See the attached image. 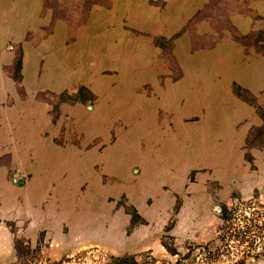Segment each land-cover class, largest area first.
<instances>
[{
  "label": "rangeland",
  "instance_id": "rangeland-1",
  "mask_svg": "<svg viewBox=\"0 0 264 264\" xmlns=\"http://www.w3.org/2000/svg\"><path fill=\"white\" fill-rule=\"evenodd\" d=\"M254 1L0 0V121L6 125L0 134V169L7 170L6 181L18 172L11 173L7 150L9 139L18 137L6 114L10 110L26 129L45 115L58 124L54 143L66 147L58 150L59 162L74 179L85 181L74 187V198L102 201L92 214L94 222L108 227L121 221L113 231L120 234L114 243L85 237L92 244L79 246L76 239L66 246V223L56 230L47 213H4L0 200V228L11 236V249L0 250L5 261L0 264H53L62 258L67 260L57 264H103L107 255L123 254L141 264L174 263L187 247L215 237V206L254 195L264 199V184L253 186L246 177L258 175L252 149L264 148V116L259 113L264 111V86L257 92L259 100L237 73L222 80L234 97L254 109L260 123L240 142L235 138L222 144L220 137H212L196 164L176 175L177 191L161 175L167 165L181 168L191 161L197 146L206 147V137L198 140L196 132L206 130L202 127L211 111L202 120V109L184 117L191 106L212 100L195 86L193 76L238 71L252 63L263 66L264 14ZM29 105L34 107L26 115ZM222 145L229 149L224 158L218 156ZM218 160L230 166L213 164ZM140 165L161 180L147 175L141 181L145 172ZM149 183L145 194L136 197V189ZM37 218L41 222L31 225ZM58 231L64 236L60 241ZM136 233L164 255L135 245ZM218 244L213 240L211 247ZM193 254L194 261L184 264H201L199 248ZM227 262L220 256L212 264ZM245 264H264V257L248 258Z\"/></svg>",
  "mask_w": 264,
  "mask_h": 264
},
{
  "label": "crops",
  "instance_id": "crops-1",
  "mask_svg": "<svg viewBox=\"0 0 264 264\" xmlns=\"http://www.w3.org/2000/svg\"><path fill=\"white\" fill-rule=\"evenodd\" d=\"M252 4L256 10H260L264 14V0H256ZM262 64V67L256 63H252L250 65L243 66V68L238 71H212L210 73L195 74L193 76V80L197 84L195 86L199 88L203 94H210L212 96V100L211 102L208 101V104H204L205 106H203L202 103L196 106H191V111L184 115V117L193 115V112H197L200 109L203 111L199 120H202L203 116L207 114V111H211L212 116L210 120H208V124H204L202 127V129L206 128V130H197L196 132L198 133V140H203L206 137V140L204 141L206 142V147L202 146L200 148L197 146V149H199L197 156L195 155L191 161L186 160L181 168H176V165L170 164L166 166L165 172H162L161 175L164 174L165 177L162 179H164V181L168 180L172 182L171 187L173 190L177 191L176 189L179 188V179H177L176 175L186 172L185 169H187V167L196 164L197 160L202 157L203 152L206 151L208 146L207 143L213 140L212 137H220L222 139H220L222 144L234 143L235 138H237L238 142H240L242 140L241 138L246 135V132L250 127L256 126L260 123V119L255 115L254 109L248 107L245 103L234 97L230 92L229 87H227V85L225 86L227 83H225V80L222 79L230 77L234 78V75L236 76L237 73V77H241L242 79L240 83L249 91L257 94L259 100H261V98L264 100V90L261 93L262 95L260 94L261 98H259L260 96L257 93L261 90V88L263 89L264 86V62H262ZM231 65L235 66L233 60H231ZM219 75H221V78L218 79ZM207 87H211V90L207 91ZM33 107L34 105L27 106L26 115H30V113H32ZM6 116L8 117L11 126H15L14 136L18 137L17 140L15 138V141H12L13 138H10V142H8L7 150L11 164V173L16 169L18 171V177L22 178L23 182L21 184H14L10 181V178L7 182V170L0 169V185L2 184V188L0 189V200H2L1 206H3V212L10 215H21L23 213H25V215H32V213H38L40 216L45 215V213L51 216L53 215L52 226H54L56 230H59V225L66 223V235L68 237L66 246L69 244V240L74 241L76 239L82 242L77 244L79 246L81 244L85 245L86 243L84 241H87L88 245L92 244V242L82 239L85 237L88 239L98 238L99 244H105V239H101L100 237L110 239L112 242L115 239L119 240L120 234L113 231H116L118 228L117 226H121V221L120 225L116 221H112L110 223L111 225L108 227H105L106 225L104 226V224L98 220L97 222L93 221V212L97 210L96 208H99L100 210V207L103 206L101 200L99 204H96L97 201L93 200V198L88 202H82V200H80L82 195L74 198V187L78 186L80 183H84L85 181L74 179V177L70 175L72 170L68 169L66 165H62L58 160V150L60 148H66L60 147L59 144L54 143L53 141V132L57 133L58 124H53L47 116L43 115L41 118L33 120L30 126L26 129L22 123L19 124L20 122L18 121V118H14V115L10 110ZM236 124H240L238 130L235 129ZM4 126H6L4 125V121H0L1 135ZM11 134L13 135L12 130ZM47 148H51L53 151H50ZM70 150L72 153L78 151H74L72 149ZM218 150V156L222 155L223 158L229 151L227 147L225 148V145H222ZM88 151L89 150L83 151V153ZM252 156L254 157V165H256L258 175L252 176V179L251 176H248V174L246 177L249 180V183H252L253 186L263 185L264 148L252 149ZM217 158L219 159V157ZM210 163L212 164V162ZM219 163V160L215 163L213 162V164L218 165ZM140 166L142 171L145 172L141 177V181L145 179L147 175H151L153 178H158L156 176L157 174L153 171H146L145 165ZM221 166L227 167L230 166V164H222ZM105 171L107 172V170ZM219 173L225 174L224 171ZM182 175L184 174L182 173ZM158 180H161V177L155 179L154 182H157ZM152 185L153 183H149V187H145L143 185L139 186L136 189L137 191H135L136 197L137 195H140V193L145 194V190L149 189ZM161 199L163 198L161 197ZM45 200L46 204H43ZM137 202L140 207L144 205L141 197L137 198ZM100 204H102V206ZM41 208H44L42 212L40 211ZM55 215L57 216V219L55 218ZM39 221L40 219L37 218V220L32 221L33 224L31 225L35 226ZM119 229L120 228H118V230ZM60 235L64 238L63 234L58 231L57 237L59 236V241L60 239L62 240ZM134 235L135 236H133L132 239L134 243H136L135 245H142V248L149 247V244L144 245L142 240L144 238L141 234L136 233ZM65 248L66 247L64 246V249ZM131 248H133V246ZM140 248L134 249L133 251H139ZM149 248L155 252L158 251V256L164 255L161 251H159L160 249L158 246ZM1 249H11V236L8 231H4V227L0 228V250ZM130 250L132 249H129L128 251ZM1 252L2 251H0V253ZM2 256L3 255L0 254V261Z\"/></svg>",
  "mask_w": 264,
  "mask_h": 264
},
{
  "label": "trees",
  "instance_id": "trees-1",
  "mask_svg": "<svg viewBox=\"0 0 264 264\" xmlns=\"http://www.w3.org/2000/svg\"><path fill=\"white\" fill-rule=\"evenodd\" d=\"M259 113L264 116V111L261 110ZM261 146L263 147L264 144ZM257 196L254 195L246 200L236 198L230 206L221 205L217 214L219 223L215 227V237L203 244L187 247L185 253L178 255L174 263L167 264H184L183 261L188 259L194 261L195 248H199V254H202L201 264L216 263L220 256L228 260L226 264H245L248 258L264 257V199L259 200ZM131 213L136 217L132 209ZM213 240H218L219 244L211 247ZM166 249L176 254L173 249L168 247ZM64 260L67 258H62L53 264ZM103 264H141V262L132 254H123L107 255V260Z\"/></svg>",
  "mask_w": 264,
  "mask_h": 264
},
{
  "label": "water",
  "instance_id": "water-1",
  "mask_svg": "<svg viewBox=\"0 0 264 264\" xmlns=\"http://www.w3.org/2000/svg\"><path fill=\"white\" fill-rule=\"evenodd\" d=\"M18 176L17 172H14L11 174L10 176V180L12 182H15L17 184H21L23 182L22 178H16ZM214 210H216L217 212H219L220 208H218L217 206L214 207Z\"/></svg>",
  "mask_w": 264,
  "mask_h": 264
},
{
  "label": "bare ground",
  "instance_id": "bare-ground-1",
  "mask_svg": "<svg viewBox=\"0 0 264 264\" xmlns=\"http://www.w3.org/2000/svg\"><path fill=\"white\" fill-rule=\"evenodd\" d=\"M170 18V17H169Z\"/></svg>",
  "mask_w": 264,
  "mask_h": 264
}]
</instances>
